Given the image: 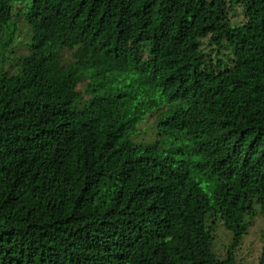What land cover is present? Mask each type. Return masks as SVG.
Masks as SVG:
<instances>
[{
	"label": "trees",
	"instance_id": "1",
	"mask_svg": "<svg viewBox=\"0 0 264 264\" xmlns=\"http://www.w3.org/2000/svg\"><path fill=\"white\" fill-rule=\"evenodd\" d=\"M16 4L30 53L0 68V264H237L264 218V0H0L5 47Z\"/></svg>",
	"mask_w": 264,
	"mask_h": 264
},
{
	"label": "rangeland",
	"instance_id": "2",
	"mask_svg": "<svg viewBox=\"0 0 264 264\" xmlns=\"http://www.w3.org/2000/svg\"><path fill=\"white\" fill-rule=\"evenodd\" d=\"M25 4H16L14 6V15L19 23L20 31L16 34L13 44L10 46H3L2 40L0 38V68L4 67L5 70H15L13 66L16 59L28 55L29 52V43H30V33L27 25L22 21V10L24 9ZM20 14H19V13ZM19 17V18H18ZM231 19L233 22L238 24H243L246 20L241 12V9L235 8L234 12L231 14ZM204 48L206 51L211 52L213 49L212 46H209V39L203 41ZM221 58L225 65L230 66L231 62L228 59L231 56V53L226 48L221 50ZM212 57L216 59L215 51L212 52ZM84 89L81 86V90ZM165 108L157 111L149 112L144 120L140 123L137 128L136 135L134 136V141L136 143H153L156 139L155 133H157V119L160 117V113H163ZM168 143V142H166ZM178 144H174V147H177ZM264 231V218L258 214L252 221V224L248 230V233L241 239L240 243L235 247L233 253L236 257L237 264H258V258L261 254L262 244L264 241L263 238ZM214 237V251L215 254L224 259L230 249V246L233 241V235L231 232L227 231L225 228L218 226L216 231L213 233Z\"/></svg>",
	"mask_w": 264,
	"mask_h": 264
}]
</instances>
